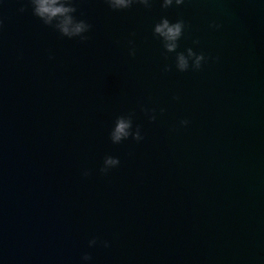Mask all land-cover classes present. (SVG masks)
Instances as JSON below:
<instances>
[{
	"label": "water",
	"instance_id": "obj_1",
	"mask_svg": "<svg viewBox=\"0 0 264 264\" xmlns=\"http://www.w3.org/2000/svg\"><path fill=\"white\" fill-rule=\"evenodd\" d=\"M72 2L85 41L0 3V264H264V0ZM165 15L201 68L175 67ZM120 114L142 140L111 141Z\"/></svg>",
	"mask_w": 264,
	"mask_h": 264
},
{
	"label": "clouds",
	"instance_id": "obj_2",
	"mask_svg": "<svg viewBox=\"0 0 264 264\" xmlns=\"http://www.w3.org/2000/svg\"><path fill=\"white\" fill-rule=\"evenodd\" d=\"M32 12L35 16L39 17L45 25L51 26L57 30L62 36L68 38L79 37L81 41L88 39L87 33L91 29L92 25L82 18H78L75 15L77 5L72 0H29ZM2 3V0H0ZM106 3L115 10L127 9L134 4H142L145 7H151L152 0H106ZM185 0H161V7L168 8L173 5H183ZM23 11V7L20 9ZM3 21L0 20V25ZM214 27H220V25L213 22ZM185 20L180 18L171 20L168 16H162L155 23L153 33L163 43L164 48L168 52H175V67L183 72L187 71L190 67L193 69H199L206 61L204 52H197L193 47H187L185 50L177 51L180 46V39L184 35ZM133 45L129 52L131 55H135L134 41H129ZM194 43H199L198 40ZM168 66H166L167 68ZM144 111L150 114L149 118L155 120L154 109L145 108ZM163 111V109H161ZM182 125H187L189 121L187 119L180 122ZM110 139L113 143H121L124 140L132 138L136 141L143 139L141 127L138 124L134 125L133 116L130 114H120L116 116L114 124L109 133ZM121 163L120 158L114 155H106L103 160V164L100 168L101 173H108L112 168L119 166ZM83 174L86 176L89 174L85 169ZM97 244V238L93 237L89 240V246H95ZM105 247L110 246V242L103 241ZM92 259L89 253H84L82 261L88 262Z\"/></svg>",
	"mask_w": 264,
	"mask_h": 264
}]
</instances>
